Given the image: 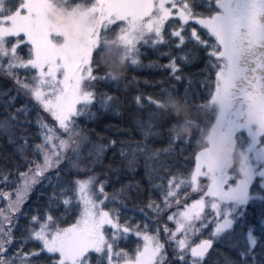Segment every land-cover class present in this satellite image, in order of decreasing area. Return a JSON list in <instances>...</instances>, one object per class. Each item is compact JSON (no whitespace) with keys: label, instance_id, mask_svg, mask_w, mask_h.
Segmentation results:
<instances>
[{"label":"snow or ice","instance_id":"snow-or-ice-1","mask_svg":"<svg viewBox=\"0 0 264 264\" xmlns=\"http://www.w3.org/2000/svg\"><path fill=\"white\" fill-rule=\"evenodd\" d=\"M50 4L51 0H18L9 9L0 0V74L14 78L53 121L46 123L38 115L42 142L31 146L30 155L28 138L22 134L16 149L20 163L0 171V264H205L214 243H223L235 253H222L224 264H264V228L253 234L250 226L251 216L264 215V200L259 196L264 192V0H94L87 14L95 23L86 26L83 41L59 46L50 39L54 30L46 15ZM110 29L132 66H142V46L156 47L169 40L176 48L190 43L197 56L203 53L200 87L207 100L194 107L205 112L213 105L219 108L214 131L222 144L230 143L239 154L242 176L231 173L227 160L213 156L211 149L196 150L187 172L177 169L156 185L162 203L150 198L140 209L142 220L122 215L120 208L109 203L104 184L91 172L100 150L92 139L94 130L81 120H93L94 108L119 99L105 87L117 78L95 55ZM179 60L186 62L187 56L180 54ZM154 65L181 79L177 57L148 66ZM13 69L23 70L27 82ZM166 93L173 92L162 87L155 94L138 93L133 99L137 105L147 103L157 109ZM234 104L241 106L236 115L243 117V123L228 119ZM5 111L0 134L15 143L17 113L26 116L27 111L23 106ZM151 115L163 121L168 113ZM80 134L87 143L81 149L73 141L76 152L66 155L69 139ZM179 140L172 136L173 143ZM133 144L130 152L120 150L122 157H128L130 172L137 170L147 147L146 141ZM110 146H115L114 140L104 147ZM159 151L153 150L152 155ZM36 153L42 162H37ZM81 156L79 166H70ZM62 171L85 175H73L57 187L53 175L59 179ZM37 186L50 191L37 192L36 201L28 207ZM192 193L198 198L189 202ZM41 196H46L43 206ZM258 201V209L250 208ZM173 205L175 210L169 211ZM208 224L212 225L208 236L192 241L191 236Z\"/></svg>","mask_w":264,"mask_h":264},{"label":"trees","instance_id":"trees-1","mask_svg":"<svg viewBox=\"0 0 264 264\" xmlns=\"http://www.w3.org/2000/svg\"><path fill=\"white\" fill-rule=\"evenodd\" d=\"M18 0H5L6 7L14 9ZM94 3V0H51L52 9L60 10L70 14L75 8H88ZM13 38H7L11 42ZM114 30L110 29L101 39L98 48L95 51L97 62L108 72L116 77V81L121 80V74L114 65L125 61V49L117 41ZM190 43L182 48H176L175 42L169 40L156 47L142 46L140 50V60L142 66L136 67L129 65L128 73L120 86L116 84L105 85L108 91L114 92L119 98L113 100L110 105L94 108L95 118L87 123V127L93 129L92 139L99 145L97 163L91 166V172L94 179L102 182L105 187V194L108 196L109 203L114 204L121 209L122 215H128L136 220H142L143 215L140 209H144L150 198L162 203L160 188L156 185L166 179L168 175L174 173L177 169L187 172L192 165L191 154L200 148V141L206 137V131L211 123L214 107L208 111H200L194 105L203 103L207 100L204 90L200 87L204 77V56ZM163 53H168L164 55ZM187 56V61L179 60V55ZM172 56L177 57V63L180 65V80L174 79L166 68L159 66L149 67V63L158 61L160 64H166ZM18 73L22 80L27 82V74L21 69H13ZM132 77L138 78L132 80ZM145 79L148 81L145 83ZM162 80L161 83L157 81ZM190 81V82H189ZM167 88L173 93H166L157 109L151 104L145 103L143 106L137 105L133 99L138 93L155 94L160 88ZM24 107L27 111L17 113L18 120L14 122L15 143H9L7 136L0 134V171L11 169L20 163L21 157L17 152V145L22 143L20 136H27L29 143V154L31 155V146L35 143H41L42 137L39 125L36 123L38 115L43 117L44 122L53 123L52 118L42 107H39L34 99L31 98L27 90L15 83L14 78L0 74V118L5 116L8 111ZM169 109H180L184 112V118L177 120L170 114ZM167 112L168 115L163 121L157 120L151 115L153 112ZM30 121V122H24ZM26 129V132L22 130ZM187 130V131H185ZM145 133L147 136L145 137ZM172 136L179 141L173 143ZM183 139H188L187 144ZM109 140L115 141L114 147H107ZM76 141L81 149L87 138L80 134L69 139L65 148L66 155L72 156L76 152L73 144ZM134 141H146V152L140 156V165L135 172L127 170V156L120 155L121 149H127L129 152L133 148ZM160 149L155 156L153 150ZM167 149V151H164ZM147 157V160L145 159ZM185 157H189L185 159ZM37 162H42L39 153L35 154ZM83 161L73 159L70 166L77 167ZM145 164L149 165V170H145ZM194 166V165H193ZM73 175L83 177L84 173H64L57 179L53 175V182L57 187L68 183ZM45 193L50 191V187L37 186L32 193V198L28 202L31 207L37 199V192ZM261 200H264V192L259 194ZM197 194H192L189 198H197ZM46 196L39 197V203L44 205ZM176 205L169 211L175 210ZM182 207V205H181ZM259 207V201L256 204H250V208ZM145 211H149L145 209ZM151 214V213H150ZM251 229L253 234H258L261 228H264V215L257 214L251 216ZM23 223V218H21ZM169 227L174 228L172 222H168ZM212 225H209L202 231L203 237H207L211 231ZM206 234V235H205ZM163 238V232L161 231ZM171 249H169V256ZM222 253L235 256V253L223 243H214L207 255L205 264H224Z\"/></svg>","mask_w":264,"mask_h":264},{"label":"clouds","instance_id":"clouds-1","mask_svg":"<svg viewBox=\"0 0 264 264\" xmlns=\"http://www.w3.org/2000/svg\"><path fill=\"white\" fill-rule=\"evenodd\" d=\"M50 22L54 25L57 30L65 32V39L70 44H77L83 41L85 35L86 26H91L95 23V19L87 14V9L81 7L77 9L75 13L66 14L60 10L47 9L46 12ZM121 74L122 79L115 82L117 86L123 83L124 78L128 73L129 64L127 60L122 61L114 65ZM170 114L174 116L177 120H182L184 118V112L180 109H169ZM187 131V130H185ZM210 146L213 156L222 157L226 154V147L222 144L216 137L214 132H209L208 135L200 141V148L203 149ZM99 151H103L101 148ZM231 173L237 176H242L243 171L241 168V158L237 152L232 153V162L228 166Z\"/></svg>","mask_w":264,"mask_h":264},{"label":"rangeland","instance_id":"rangeland-1","mask_svg":"<svg viewBox=\"0 0 264 264\" xmlns=\"http://www.w3.org/2000/svg\"><path fill=\"white\" fill-rule=\"evenodd\" d=\"M90 7V6H89ZM50 9H52V4H50V7H49ZM48 8V9H49ZM76 9V11H77V9H79V7L78 8H75ZM85 9H88V8H85ZM75 11V12H76ZM73 10L70 12V14H72V13H75ZM47 15V14H46ZM47 18H48V16H47ZM94 18V17H93ZM95 19V18H94ZM48 20H49V18H48ZM49 22H50V20H49ZM50 24L51 25H53L51 22H50ZM54 26V25H53ZM67 31V29H65L64 31H60V30H57L55 27H54V30H53V32H52V34L50 35V39L52 40V42L54 43V44H56L57 46H59L60 44H63V43H65V42H67L66 41V39H65V32ZM117 41L118 42H120L118 39H117ZM213 107H214V109H213V113H212V118H211V123L209 124V127H208V129H207V131H206V136L208 135V133L209 132H214L215 133V135H216V137L218 138V134H217V132L216 131H214V128H213V125H214V123L216 122V118H217V115H218V113H219V108L217 107V106H215V105H213ZM239 107H241L240 105H238V104H234V106H233V110H232V114L228 117V119L229 120H231V121H234V122H236V123H243V117H238L237 115H236V110H237V108H239ZM249 144H251V141H249L248 142V144H245V145H243L242 147H241V150H243L245 147H248V145ZM225 145V147H226V154L224 155V156H222V158H224L225 160H227V167L231 164V162H232V153L235 151L236 152V150H235V148L230 144V143H228V144H224ZM207 149H210V146H207L206 147V149H204V150H207ZM255 151H259V146H255V149H254ZM192 194H197V193H192ZM198 195V194H197ZM198 198V197H197ZM190 202V201H189ZM207 211H210L209 209H206V212ZM199 224H200V222L199 221H197L196 222V225H197V227H199ZM209 225H211V224H208V226ZM205 229V228H204ZM203 231V230H202ZM202 235H204V234H202V232L201 233H197L196 235H193V236H191V240L192 241H194V242H198L199 241V239L200 238H205V237H203ZM206 235V234H205Z\"/></svg>","mask_w":264,"mask_h":264}]
</instances>
